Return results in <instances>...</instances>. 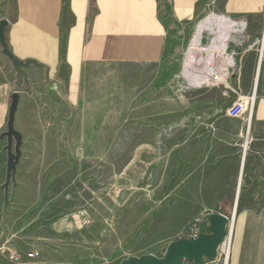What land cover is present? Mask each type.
I'll return each instance as SVG.
<instances>
[{"label":"crops","instance_id":"0c3cea01","mask_svg":"<svg viewBox=\"0 0 264 264\" xmlns=\"http://www.w3.org/2000/svg\"><path fill=\"white\" fill-rule=\"evenodd\" d=\"M212 1L214 10H206L204 0H0L9 52L19 62L35 64L25 70L28 85L21 82L15 89L16 73L0 53V136L7 132L16 93L13 129L21 138L20 158L7 185V138L0 140V264H10L4 254L32 252L39 253L35 264H85L87 246L98 244L103 230L108 233L104 238H111L99 256L111 261L103 258L100 264L137 256L124 251L131 237L123 230L130 220H111L116 228L110 231L95 220L84 226V220L47 218L50 210L71 203L68 194L78 178L73 162L89 157L90 143L82 132L89 128L82 116L88 112L89 92L83 85L93 68L161 64L178 37L182 42L192 38L193 46L197 28L192 25L206 12L218 30L227 32L214 39L217 48L206 51L222 74L220 53L236 48L234 65L225 62V78L212 86L203 83L210 59H199V69L192 71L196 53L190 48L179 53L180 71L173 79L177 105L158 108V114L175 112L177 124L162 149L166 163L177 171L162 182L166 191L179 195L182 220L204 210L226 217L234 212L227 264H264V66L257 68L252 46L262 29L264 0ZM251 93L255 103L247 129L245 119L225 113L237 96ZM134 110V127L141 123L140 128L151 129L152 106L136 102ZM143 116L145 122H140ZM150 143L145 137L135 145L151 149ZM14 149L13 141L12 153ZM143 154L140 161L150 152ZM56 192L65 193L61 202ZM257 208L263 211L254 213ZM221 257L203 264H223Z\"/></svg>","mask_w":264,"mask_h":264},{"label":"rangeland","instance_id":"374dc122","mask_svg":"<svg viewBox=\"0 0 264 264\" xmlns=\"http://www.w3.org/2000/svg\"><path fill=\"white\" fill-rule=\"evenodd\" d=\"M204 1L207 5L206 10H214L212 0ZM210 18L213 17L206 12L192 25L193 28H197V39L193 46L190 44L192 38H186L185 42L179 37L173 39L166 50L164 61L159 65L110 66L89 70V78L83 85L89 92L88 112L82 114L83 119L89 124V128L82 130L90 143L89 157L87 160L73 162L77 168L75 173H78V178L73 185V191L68 194L72 201L66 207L65 205H61L62 208L57 207L55 212L50 210L48 220L89 219L91 224L92 220H95L99 227L104 225L110 231L112 227L116 228L111 220H130L123 230L131 237L130 245L124 251H131L130 253L137 256L152 253L151 255L162 257L167 245L181 238L182 231L194 217L182 220V213H178L179 195L166 191V185L162 182V178L167 180L177 171L166 163V154L163 155L162 151L163 141L175 135L177 124L175 112L158 114L160 110L158 108L165 106L169 110L177 105L176 81L173 79L180 71L179 53L183 48H190L191 52L196 53L192 60V71L199 69L196 64L199 59L209 58V62L213 63V58L206 49L212 52L211 50L217 48L215 46L219 44L215 43L214 39H217L219 34L218 37L223 38L227 32L224 29L218 30ZM227 31L230 36L235 34L234 30ZM235 49L228 47L220 53L222 74H225L226 56ZM221 98L227 99L225 95H221ZM136 102L144 107L145 103L147 107L152 106L154 124L152 117L148 118L152 125L151 129L140 128L141 123L134 127ZM160 118H163L160 120L161 123L155 122ZM167 119L169 122L166 124ZM139 120L145 122L144 116ZM145 137L150 139L151 149L144 147L138 149L136 141ZM145 150L150 152L149 158L147 160L142 158L140 161V155L147 152ZM98 152L103 154L96 159ZM54 196L61 202L65 193L56 192ZM143 205L144 210L141 208ZM209 211L212 210H204L201 213ZM261 211L263 210L259 208L253 210L254 213ZM227 218L230 226L231 213ZM101 232L98 244L87 246L89 249L85 264L102 263L104 257L99 255L103 254V249L107 245L105 242H109L111 237L105 239L108 233L104 230ZM119 236H122V233ZM104 259L110 260L107 257ZM223 260L222 256L221 262Z\"/></svg>","mask_w":264,"mask_h":264},{"label":"water","instance_id":"95a60500","mask_svg":"<svg viewBox=\"0 0 264 264\" xmlns=\"http://www.w3.org/2000/svg\"><path fill=\"white\" fill-rule=\"evenodd\" d=\"M7 25V21H0V53L10 62L16 73L14 88L17 89L21 82L28 85L25 70L30 65L35 66V64L30 61L24 63L19 62L11 55L4 37V30ZM18 99L19 96L15 93L12 96V103L9 109L7 132L0 136V140L7 138L8 163L6 185L9 183L10 179H12L20 158L19 147L21 145V138L13 129L14 113L16 111ZM13 141L15 142L14 153L11 151ZM232 219H234V212ZM228 226L229 221L226 216L220 213H211L208 216L207 233L199 234L195 240L179 239L169 243L162 257H156L151 254L129 257L122 260L119 264H182L183 262L203 264L205 261L212 262L218 257V249L226 237Z\"/></svg>","mask_w":264,"mask_h":264},{"label":"built area","instance_id":"2783aa9c","mask_svg":"<svg viewBox=\"0 0 264 264\" xmlns=\"http://www.w3.org/2000/svg\"><path fill=\"white\" fill-rule=\"evenodd\" d=\"M253 48L256 52V64L257 68L264 66V16L263 24L259 37L253 42ZM235 55V52L230 53L226 56L227 66H233L231 57ZM213 63H207L206 66V80L203 82L208 85H218L222 83L226 74H219L216 69H213ZM215 70V71H214ZM255 103L254 93L250 95H239L231 103V105L226 110V116L232 119H245L247 129L250 126L251 115L253 112ZM247 144V143H246ZM210 212H203L197 217L192 219L187 227L182 231L180 239L195 240L199 234L205 233L208 228V216ZM232 221V220H231ZM89 222L85 220L83 225H87ZM231 226V225H230ZM229 226V229H230ZM228 235V233H227ZM227 236L225 237L222 246L225 243ZM221 248V247H219ZM220 252L221 250L218 249ZM4 259L10 264H35L36 260L39 258L38 252L26 253V254H4Z\"/></svg>","mask_w":264,"mask_h":264},{"label":"bare ground","instance_id":"6f19581e","mask_svg":"<svg viewBox=\"0 0 264 264\" xmlns=\"http://www.w3.org/2000/svg\"><path fill=\"white\" fill-rule=\"evenodd\" d=\"M221 62V61H220ZM214 66V67H213ZM213 69H216V66L213 64ZM217 70V69H216ZM215 71V70H214ZM219 72V70H217ZM220 74V72H219ZM254 89V88H253ZM248 143V142H247ZM247 145V144H246ZM246 145L244 146V149H243V155L245 154V150H246ZM242 155V156H243ZM238 191V190H237ZM233 213V212H232ZM233 220V219H232ZM232 224H233V221H232ZM232 224L230 226V229H229V232H228V235H227V238L225 240V243L220 246L221 248H219L221 250V252L218 250V257L219 256H223L224 257V260H223V264H227L228 263V258H229V254H230V248H231V234H232Z\"/></svg>","mask_w":264,"mask_h":264},{"label":"trees","instance_id":"16d2710c","mask_svg":"<svg viewBox=\"0 0 264 264\" xmlns=\"http://www.w3.org/2000/svg\"><path fill=\"white\" fill-rule=\"evenodd\" d=\"M236 211H237V212H240V211H241L240 202L238 203V207H237Z\"/></svg>","mask_w":264,"mask_h":264}]
</instances>
